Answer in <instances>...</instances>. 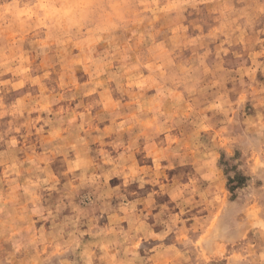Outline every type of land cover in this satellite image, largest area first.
<instances>
[{
	"label": "rangeland",
	"instance_id": "obj_1",
	"mask_svg": "<svg viewBox=\"0 0 264 264\" xmlns=\"http://www.w3.org/2000/svg\"><path fill=\"white\" fill-rule=\"evenodd\" d=\"M0 264H264V0H0Z\"/></svg>",
	"mask_w": 264,
	"mask_h": 264
},
{
	"label": "snow or ice",
	"instance_id": "obj_2",
	"mask_svg": "<svg viewBox=\"0 0 264 264\" xmlns=\"http://www.w3.org/2000/svg\"><path fill=\"white\" fill-rule=\"evenodd\" d=\"M174 5H172V4H166L165 6H164V8H165V10H167L168 8H171V7H173Z\"/></svg>",
	"mask_w": 264,
	"mask_h": 264
}]
</instances>
